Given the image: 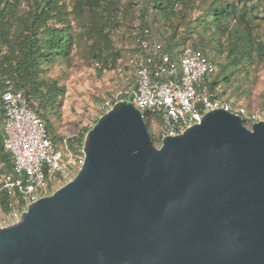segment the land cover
<instances>
[{"label":"water","instance_id":"1","mask_svg":"<svg viewBox=\"0 0 264 264\" xmlns=\"http://www.w3.org/2000/svg\"><path fill=\"white\" fill-rule=\"evenodd\" d=\"M83 150L70 181L0 228V264H264V121L218 108L158 147L121 101Z\"/></svg>","mask_w":264,"mask_h":264},{"label":"trees","instance_id":"2","mask_svg":"<svg viewBox=\"0 0 264 264\" xmlns=\"http://www.w3.org/2000/svg\"><path fill=\"white\" fill-rule=\"evenodd\" d=\"M139 1L143 6L137 33L160 43L169 52L180 51L186 45L202 50L217 66L209 83L217 98L228 102L233 95L227 94L224 87L231 85L234 77L248 66L264 62L261 0H0V76L11 77L16 87L24 91L55 143L63 139L55 133L54 120L61 116L66 87L48 76L47 69L57 61H68L78 37L84 35L91 42L94 64L102 63L100 71L115 70L121 52L115 47L113 34L122 24L133 21L129 16ZM136 38L134 34L130 53L137 46ZM122 100L131 99L125 94ZM2 117L0 99V120ZM145 121L153 143L161 145L157 135L152 134L157 126L156 116L148 112ZM91 128L68 138L69 146L80 149ZM0 164V172L18 177L1 127ZM15 199L20 201L18 194L14 197L8 190H1L0 201L5 210Z\"/></svg>","mask_w":264,"mask_h":264},{"label":"built area","instance_id":"3","mask_svg":"<svg viewBox=\"0 0 264 264\" xmlns=\"http://www.w3.org/2000/svg\"><path fill=\"white\" fill-rule=\"evenodd\" d=\"M139 29L140 23L135 31L136 48L115 69L124 88L118 91L114 102L105 103L107 111L128 95V101L141 110L144 118L148 112L156 116V137L161 143L165 137L184 133L218 108L240 115L248 127L264 121V106L249 110L214 96L209 83L217 66L202 50L186 45L180 51L169 52L160 43L137 33ZM96 65L100 67L102 63ZM0 99L4 145L12 154L18 175H0V192L8 190L12 196L20 197V201L10 202L8 210L0 201L2 228L17 223L29 204L47 196L50 184L57 178L65 180L76 175L85 154L83 148L73 150L68 144L58 147L43 118L11 77L0 76Z\"/></svg>","mask_w":264,"mask_h":264},{"label":"rangeland","instance_id":"4","mask_svg":"<svg viewBox=\"0 0 264 264\" xmlns=\"http://www.w3.org/2000/svg\"><path fill=\"white\" fill-rule=\"evenodd\" d=\"M261 1L264 7V0ZM142 6L139 1L133 8V15L129 16L133 18V21L130 24H122L113 34L115 47L121 52L119 64L127 60L130 49L135 44L134 34L136 25L140 23ZM262 15H264V11ZM78 31L80 33V30ZM90 43L84 35L79 36L71 58L68 61H57L47 69L48 76L57 79L60 85L66 87L60 105L61 116L54 120L55 133L63 137L62 140L57 139L58 147L64 148L65 144L69 145L68 138L75 137L84 129L93 127L107 109L105 103L115 100L122 87V80L116 70L108 68L100 71V68L94 64ZM223 87L222 85L220 88L223 89ZM224 88L227 94L233 95L228 102L235 106L245 105L250 110L263 107L264 62L248 66L247 69L234 77V82L231 85ZM157 131L158 128L155 126L152 129V134H156ZM156 144V146H160L159 142ZM69 148L72 149L70 146ZM2 174L0 172V175ZM74 176L65 180L57 178L49 186L48 195L62 187Z\"/></svg>","mask_w":264,"mask_h":264}]
</instances>
